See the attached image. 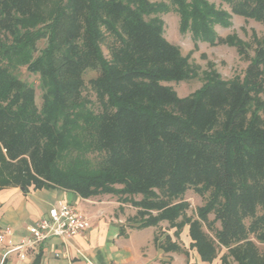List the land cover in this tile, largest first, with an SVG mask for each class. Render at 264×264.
I'll return each mask as SVG.
<instances>
[{"label":"trees","instance_id":"16d2710c","mask_svg":"<svg viewBox=\"0 0 264 264\" xmlns=\"http://www.w3.org/2000/svg\"><path fill=\"white\" fill-rule=\"evenodd\" d=\"M218 1L229 11L207 0H0V188L111 195L136 209L138 228L167 222L178 238L188 226L202 262L225 250L220 264H264V36L252 35L249 56L250 44L215 31L233 15L264 26V0ZM172 11L194 42L234 48L243 75L224 79L208 63L201 87L178 97L165 84L198 67L164 37ZM21 68L38 77L40 107ZM188 190L204 199L196 217Z\"/></svg>","mask_w":264,"mask_h":264},{"label":"crops","instance_id":"0c3cea01","mask_svg":"<svg viewBox=\"0 0 264 264\" xmlns=\"http://www.w3.org/2000/svg\"><path fill=\"white\" fill-rule=\"evenodd\" d=\"M58 202L73 205L88 217L90 228L67 240L54 237L36 245L26 251L23 261L14 252L5 264H220L221 256L211 263L202 262L196 250L190 248L188 226L178 238L167 222L138 228L129 221L136 211L114 196L84 199L57 188L30 187L26 192L15 186L0 188V232L9 228L13 233L5 238V243L17 245L25 241L29 236L27 227ZM167 236L178 250L168 249L170 243L164 241Z\"/></svg>","mask_w":264,"mask_h":264},{"label":"rangeland","instance_id":"374dc122","mask_svg":"<svg viewBox=\"0 0 264 264\" xmlns=\"http://www.w3.org/2000/svg\"><path fill=\"white\" fill-rule=\"evenodd\" d=\"M151 2H165L168 3L169 0H150ZM210 3L215 4L217 7H221L227 11H229V7L225 4H220L218 0H207ZM161 19L164 22V37L171 44L177 46L181 54L183 56L189 57V62L198 67V76L190 81L180 82V83H166L165 85L170 86L178 95V97L183 98L197 90L201 87L203 83V71L207 70V64L212 63L216 71L222 76L224 79H231L235 75L242 76L244 70L246 69L248 62L240 57L236 50L231 47H227L224 45L218 46H210L206 43L202 42H194L190 33L181 34L179 32V18L175 12H169L167 14L161 15ZM232 25L229 28H221L215 27L216 33L220 37H226L231 34H235L242 41L250 44L251 48L248 51L249 56L253 55V43L252 35H256L257 38H262L264 36V26L253 21V20H245L240 16L233 15L232 16ZM103 53L105 56H108V51L105 46L102 47ZM19 77L34 85L35 87V102L38 107L41 105V95L42 91L39 86L38 77L29 74L24 68H21L18 72ZM96 72L88 71L84 74L83 79L86 83V87H88V81L93 79L96 76ZM83 95L86 96L93 103V109L96 110V104L94 95L87 88L83 91ZM262 98H264V92L262 94ZM119 187V186H117ZM136 200L140 199V196L135 197ZM185 201L189 203V209L187 210V215L196 217V209L199 206H202L204 203V199L198 196L193 190H188L184 196ZM127 207L131 211H136L135 208H132L129 204ZM209 219L212 220L213 216L210 215ZM165 225V224H164ZM218 223L216 227H218ZM166 228L167 225L165 226ZM203 229L207 231L204 226ZM260 251H264V244H259L255 242ZM225 250H222L218 257H220ZM231 261V259H229ZM232 262V261H231ZM233 263V262H232Z\"/></svg>","mask_w":264,"mask_h":264},{"label":"built area","instance_id":"2783aa9c","mask_svg":"<svg viewBox=\"0 0 264 264\" xmlns=\"http://www.w3.org/2000/svg\"><path fill=\"white\" fill-rule=\"evenodd\" d=\"M90 228L88 217L80 213L73 205L58 202L51 205L44 217L27 227L28 238L19 244H6L5 238L12 236L9 228L0 232V264H5L9 256L16 252L19 260L26 258V251L57 237L67 240Z\"/></svg>","mask_w":264,"mask_h":264}]
</instances>
